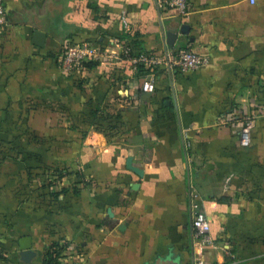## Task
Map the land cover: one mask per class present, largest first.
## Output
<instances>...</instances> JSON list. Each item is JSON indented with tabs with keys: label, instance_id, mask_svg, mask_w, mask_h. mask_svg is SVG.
<instances>
[{
	"label": "crops",
	"instance_id": "0c3cea01",
	"mask_svg": "<svg viewBox=\"0 0 264 264\" xmlns=\"http://www.w3.org/2000/svg\"><path fill=\"white\" fill-rule=\"evenodd\" d=\"M4 2L0 264H46L58 243L69 264H196L195 194L219 243L210 264H264V117L249 147L220 125L237 105L264 106V0H190L185 17L158 0ZM123 36L137 53L210 62L161 67L153 93L127 60L62 71L67 40L119 51ZM53 170L68 177L57 189Z\"/></svg>",
	"mask_w": 264,
	"mask_h": 264
},
{
	"label": "built area",
	"instance_id": "2783aa9c",
	"mask_svg": "<svg viewBox=\"0 0 264 264\" xmlns=\"http://www.w3.org/2000/svg\"><path fill=\"white\" fill-rule=\"evenodd\" d=\"M252 2H255V0H252ZM158 4L159 6L173 9L183 17L187 16L191 9L190 0H158ZM123 21L125 27L129 28V23L125 17H123ZM6 24L5 2L4 0H0V27H4ZM114 44L120 47L119 51L109 50L107 47L102 48L88 40L80 42L67 40L63 44L60 53L62 71L66 75H80L89 62L114 64L118 61L127 60L131 62L134 71L140 75V89L146 93H153L157 88L161 67L190 71L206 67L210 62L209 57L192 50H183L176 53L167 52L160 55L148 51L137 53L128 37L114 38ZM141 65H144L146 69L143 72L140 71ZM260 117H264V106L254 108L237 105L231 113L224 115L220 119V125L236 123L239 126L241 145L249 147L252 143V130ZM76 172H83V167L79 166ZM45 176L52 189L62 187L65 180L68 179L67 173L51 172L46 173ZM73 185H78V181L76 180ZM193 208L195 210L193 226L196 239L204 249L203 253L198 256L196 264H210L209 255L219 247V243L212 234L210 219L200 202L198 194L194 195ZM1 250L2 245L0 240V252ZM69 260L70 257L64 255L58 264H69Z\"/></svg>",
	"mask_w": 264,
	"mask_h": 264
},
{
	"label": "water",
	"instance_id": "95a60500",
	"mask_svg": "<svg viewBox=\"0 0 264 264\" xmlns=\"http://www.w3.org/2000/svg\"><path fill=\"white\" fill-rule=\"evenodd\" d=\"M163 28H164V26H163ZM185 28L186 27H183L182 31H185ZM38 34H41V33H38ZM163 34H164V37L167 39V45H174L176 43V41L178 40V37H179V32L178 31H173V30H170V31H167V32L164 31ZM169 70L172 71L171 68H169ZM127 166H128V168L130 170H132L133 172H135L139 176H143L144 175V170L141 169L138 166H135L133 164V156H129L128 157Z\"/></svg>",
	"mask_w": 264,
	"mask_h": 264
},
{
	"label": "trees",
	"instance_id": "16d2710c",
	"mask_svg": "<svg viewBox=\"0 0 264 264\" xmlns=\"http://www.w3.org/2000/svg\"><path fill=\"white\" fill-rule=\"evenodd\" d=\"M123 37H127V36H123ZM87 66H94V65H97V63L95 62H89L86 64ZM145 66L144 65H141L140 66V71L143 72L145 71ZM76 75V74H75ZM79 75V74H78ZM52 171V170H51ZM55 172H59L61 174L64 173L63 170H53ZM63 247H61L59 245V243L57 245H55L54 248H52V250L49 251L48 253V257L46 259V264H58L60 259L63 257Z\"/></svg>",
	"mask_w": 264,
	"mask_h": 264
}]
</instances>
